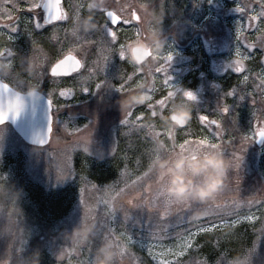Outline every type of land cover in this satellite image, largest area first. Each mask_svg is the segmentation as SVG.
I'll use <instances>...</instances> for the list:
<instances>
[{
	"label": "snow or ice",
	"instance_id": "1",
	"mask_svg": "<svg viewBox=\"0 0 264 264\" xmlns=\"http://www.w3.org/2000/svg\"><path fill=\"white\" fill-rule=\"evenodd\" d=\"M0 4L3 5L0 7V12L4 13L0 16V21L11 22H0V29L8 30L7 33L0 31V58H4L8 65V75L0 77V105H8L6 109L0 107V125H4L9 119L14 120L19 116L21 110H15V105L22 99L21 88L27 86L40 88L46 74H50L53 78L72 76L74 73L79 74L77 83L82 93H88L93 87L94 90H99L101 87L108 86L115 87L117 92L125 96L130 91L135 90V87L144 85L145 91L151 97L148 103L124 111L121 121L122 125L128 129L124 133L125 136L133 133L142 134L144 143L150 145L144 152L149 161L146 169H141V159L136 157V177L131 179L128 166L129 157L125 155L124 171L121 173L122 178H124V186L120 187L119 184H114L104 187V191L114 193L108 198L98 195L102 190L101 187L91 183L86 176H79L82 185L80 187V206L82 209L80 222L94 227L97 232L94 237L86 241L79 239L72 241L71 247L76 254H83L84 250L87 251V258L79 260L77 264H94L96 250L102 242L112 243L116 251L115 264H125L126 257L132 258L133 264H136V254L133 251L135 245L146 248L149 256L157 261V264H209L207 258L203 260L182 258L189 257L193 250L199 251L202 246L197 245L196 238L200 234L212 233L214 230H222L224 227L235 228L245 221H262L258 231L261 238L264 239V195L258 199L252 197L246 200L240 195L242 154L246 150L248 142L253 140L264 141V67H261L259 71H254L250 66L246 67V62L255 61L257 49L262 54L259 62L264 65V0H241L235 8L243 20L238 22L236 28L235 59L226 65V70L240 75L241 79L235 86L223 93L222 101L215 111V118L207 114L198 115L199 123L211 134L212 138L209 139L207 136L188 138L193 136L189 129L184 133L186 138L178 144L175 143L176 128L161 131L157 129L155 123H143L145 115L148 113L153 119L164 115V112L168 110V101L174 99L181 92L187 101H198L197 96L192 91H185L170 83L172 77L167 75V72L173 60L171 50L165 56L157 57L153 56L149 49L148 61L161 62L140 66L131 65L133 67L131 74L126 73L121 68L118 85H113L111 81L103 79V73L113 57L118 56L120 61L127 62L125 43L120 42L117 27L122 29L124 25H129L132 27L136 39L147 38L144 33L147 32L150 25L148 15L144 10L146 8L152 9L150 0H124V2L111 0V3L108 0L104 6L96 9L92 8L91 3L85 6L84 3L75 2V0H0ZM85 7L89 14L94 11L104 15L105 22L98 26L97 31L79 32L72 27L75 20L85 17L83 14ZM160 11L163 12V9L161 8ZM25 12L31 15L21 16ZM22 20L24 32L31 38L32 55L29 57L30 66L33 69L31 79L36 80V84H31V80L23 79L21 86L15 82L16 73L13 63L18 53L13 48L3 45L5 35H7V43L14 42L12 34L20 31ZM65 22L71 23V28L64 27L63 31L66 37L70 34L72 40L67 49L63 47V42H61L58 56L49 65L47 64L48 54L34 38L33 28H30L29 25L34 26L35 30H43L53 26L51 38L56 39V31ZM95 22L97 23L96 20ZM97 35H99V39L95 38ZM242 41L244 42L242 43ZM242 48L245 51H242ZM89 57H92L91 60ZM160 73H164L161 88L165 94L156 99L155 93L158 89L155 85V76ZM172 88H175V91L170 90ZM58 94L65 100H71L74 96V90L64 88L60 89ZM52 97V92H48L47 104L50 115L47 132L36 139V143L41 147L50 143L54 132L52 114L54 101ZM229 98L232 99L231 104L228 103ZM234 99L239 101L247 99L251 102L252 125L254 121V131L252 128L250 129L251 135L241 134L237 127L235 115L230 116ZM184 105L189 106L188 104ZM137 109H146L147 112L140 111L137 113ZM226 119H230V126L225 123ZM188 125L189 122L179 126V128L184 129ZM89 129L90 126L85 125L83 129L76 128L73 132H68V126H65V133L72 136L73 139L64 150L55 156V171L58 180L66 179L75 173L74 154L77 150L83 153L88 151L87 145L91 143L92 136ZM161 137L173 140V145L168 147ZM256 137L258 139H254ZM236 141H238V147L234 144ZM162 148L166 149V152L162 151ZM229 149H232L228 158L229 169L235 173L234 180L217 196L214 202L199 206L202 211L207 212V215L204 216L205 222H200L201 219H190L192 211L197 206L188 200L176 201L164 195L165 180L157 178L154 162L162 155L166 154L171 158L178 152L189 150L201 152L218 150L226 157ZM229 176L228 174V178ZM89 185L97 194V208L95 210L90 205L86 195L89 191ZM0 187H3V184ZM100 205L104 206L103 211L100 210ZM253 207H257L262 216H256L251 211ZM245 208L248 209L247 212L242 211ZM137 209L146 210L148 213L143 225H140L139 220L136 221L138 226L147 229L148 240L146 244L134 240L127 227L131 220L132 210ZM117 225L120 228L119 232ZM183 225H189V227L184 228ZM165 240H174L175 243L166 245L164 244ZM12 242L3 260L4 264H14V260L20 258L24 251L23 238L20 240L13 238ZM13 246L16 247L15 256L12 253ZM218 246L219 240H217ZM157 248L160 251H154ZM65 255L62 247L56 257L63 261ZM250 256L251 250L244 255L246 264H250ZM68 264H72V261L69 260ZM214 264H231L227 251L220 250Z\"/></svg>",
	"mask_w": 264,
	"mask_h": 264
},
{
	"label": "rangeland",
	"instance_id": "2",
	"mask_svg": "<svg viewBox=\"0 0 264 264\" xmlns=\"http://www.w3.org/2000/svg\"><path fill=\"white\" fill-rule=\"evenodd\" d=\"M238 2H241V0H150L152 9H147L146 12L150 25L147 28V41L151 36H156L158 39L165 41L159 54L154 55L151 50L152 55L163 57L171 50L173 60L167 72V75L172 77L170 83L185 91H192L198 98L196 102H189L181 92L174 99L168 101V110L164 112L165 116L169 114L172 105L175 103L188 104L192 110L189 125L184 129L176 128L175 143L177 144L186 138L184 133L189 129L193 136L188 138L203 136H207L209 139L212 138L211 134L199 123L198 115L207 114L215 118V111L222 101L223 93L235 86L241 79L240 75L226 70V65L235 59L236 28L238 22L243 20V17L235 11ZM91 4L95 5L93 2ZM0 7H3V5L0 4ZM161 8L163 12L160 11ZM83 14L85 17L75 20L72 27L79 32H92L84 31L79 27L88 17L86 16V7ZM153 14L162 17L159 24L152 19ZM2 15L4 13L0 12V16ZM13 15H15V12H13ZM30 15L26 12L21 14V16ZM0 22L11 23L6 20ZM29 27L33 28L34 38L47 54L46 45H49V43L53 45V55L50 57L48 54L47 64L49 65L58 56L61 42H63V47L67 49L72 40L70 34L66 37L63 31L64 27L71 28L70 22H66L64 26L56 31V39L51 38L53 29L49 34L46 28L35 30L34 26L29 25ZM0 31L7 33L8 30L0 29ZM12 35L14 36V42L7 43V35H5L3 46L11 47L18 53L13 61L16 73L15 82L17 85L22 86L24 79L31 80V84H36V80L31 79L33 74L29 60L32 55L31 38L24 32L23 20L20 24V31ZM135 39L136 37L133 34L131 45L134 44ZM125 47L128 48L129 44H126ZM242 51L245 50L242 48ZM261 55V52L257 49L255 51V61L246 62V67L250 66L254 71H259L261 67H264L259 62ZM91 58L89 57V60ZM0 62L4 65L3 69L0 70V77H3L8 75V65L4 58H0ZM160 62L148 61V63ZM130 67L131 71L128 74L133 72V67L131 65ZM121 68L124 70L123 62L120 61L118 56L113 57L103 73V79L111 81L113 85H118ZM78 75L69 79H52L49 74H46L42 86L38 88L39 92L47 97L48 92L51 91L53 94L54 132L51 148L49 146L43 149L29 147L19 139L9 126L0 127V185L3 184V187H0V228H7L12 231L14 225L11 221L14 220L15 228L22 230V234L18 238L13 232L11 237L0 239V261L5 259L9 246L13 243V238L16 240L23 238L24 241L22 256L15 259L14 264L37 250L40 255L46 252L52 264H68L69 260L72 261V264H77L79 260L86 259V250L83 251V254H76L71 247L72 241L77 240L73 238L75 230L82 227H92L80 222L82 216L80 187L82 185L79 176L84 175L91 183L101 187L102 190L98 195L108 198L114 193L104 191V187L114 184H119L120 187L124 186V178H122L121 173L124 171L125 155L129 157L128 166L131 179L136 177V157L141 159L142 170L146 169L149 162L144 152L150 145L144 143L142 134L133 133L125 136L124 133L128 129L120 122L107 131L104 140L95 145L92 142L87 145L88 151L86 153L77 150L74 154L75 173L66 179H57L55 156L64 150L67 145L58 133L66 134V125L68 126V132H73L76 128L83 129L85 125L90 126L92 122L90 117L73 115V112L69 111L70 108L83 104L86 100L94 99L100 92L107 89L116 91L115 87L104 86L99 90H94L93 87L88 93H82L77 83ZM163 79L164 73L156 74L155 85L158 89L155 93L156 99L165 94L161 88ZM28 88H31V86L22 87L20 92H25ZM64 88L74 90V96L71 100L59 97V90ZM170 90L175 91V88ZM228 103H232L231 98H229ZM140 111L147 112L146 109H137V113ZM231 115H235L237 127L241 134H252L250 129L252 128L254 131V121L252 125L250 100L239 101L234 99ZM143 123H155L158 130H166L160 118L153 119L150 113L145 115ZM225 123L230 126V119H226ZM161 139L168 147H171L174 143L173 140L167 137H161ZM162 151L166 152V149L162 148ZM230 154L231 151L226 153L227 160ZM161 158L169 159L166 154L159 159ZM250 167V169L255 168L264 185V146L253 155ZM156 175L157 178H161L157 173ZM163 179L166 182V176ZM88 187L89 191L86 195L90 205L95 210L97 208V194L91 189L90 185ZM250 188L251 186H247L241 189V198L246 200L256 197L258 199L260 196L257 197L254 192L249 194ZM17 196L19 197L18 200ZM188 201L192 202L191 200ZM192 203L199 207L194 202ZM17 207L21 215L13 216L11 210ZM197 207L192 211L190 219ZM99 208L103 211L104 206L100 205ZM242 211L247 212L248 209L245 208ZM251 211L256 216H262L257 207H253ZM147 216L146 210H132L131 220L127 226L134 240L145 244L148 240L147 229L138 226L136 221L139 220L140 225H143ZM5 219L9 221L7 224L4 223ZM200 222H205V218H201ZM261 223L262 221L259 220L245 221L235 228L224 227L222 230L216 229L212 233H202L196 238L197 245L202 246L199 251L193 250L189 257L182 259L203 260L207 258L209 264H214L220 250L227 251L230 260L238 255L244 258V255L251 250L250 264H264V239L261 238L258 231ZM182 227L187 228L189 225H183ZM117 231H120L119 225H117ZM96 232L95 229L94 235L89 238L94 237ZM237 239L246 243L251 242L250 248L244 250L241 245L236 244L235 240ZM217 240H219L218 247ZM106 243L109 242H102L96 250L94 264H96L98 250ZM174 243V240L164 241L166 245H173ZM254 246L255 249L253 250ZM62 247L66 253L63 261L56 257ZM133 251L136 254V264H157V261L149 256L146 248L135 245ZM154 251L158 252L160 249L157 248ZM12 253L13 256L16 255L15 246L12 247ZM125 264H133V259L126 257Z\"/></svg>",
	"mask_w": 264,
	"mask_h": 264
},
{
	"label": "clouds",
	"instance_id": "3",
	"mask_svg": "<svg viewBox=\"0 0 264 264\" xmlns=\"http://www.w3.org/2000/svg\"><path fill=\"white\" fill-rule=\"evenodd\" d=\"M99 3H104L105 0H98ZM92 17H87L79 27L84 31L96 30V25L92 23ZM152 19L159 24L162 17L152 15ZM165 41L158 39L156 36H151L146 42H135L131 48L126 49V58L129 65H147V52L152 50L153 54H159L164 46ZM137 45H140L137 47ZM133 49H136L135 53ZM4 67L0 62V70ZM22 99L15 110H22L25 107L26 100L41 99V93L38 88H28L21 94ZM150 95L145 91V86L140 85L135 87V90L129 92L127 96L118 101L122 111H126L138 105H143L149 102ZM0 107L7 108V104H2ZM192 110L189 106L183 103H175L172 105L168 115L160 116V120L166 129H174L183 124L190 122ZM230 168L229 160H227L220 151L201 152L197 150H189L178 152L169 160L161 158L154 162V170L161 178L166 176L164 195L176 201L191 200L198 206H203L214 202L217 196L224 191L228 184V171ZM19 197L17 196V200ZM13 216L21 215L19 208L12 209ZM207 215L206 211H202L201 207L193 212L191 219L199 220ZM9 221L5 219L4 223ZM14 225L13 230L0 228V239L11 237L13 232L18 238L22 234V230L15 228V221H11ZM95 229L92 227H82L75 230L73 238L87 240L93 236ZM39 251L33 252L30 256L24 257L16 264H39ZM116 259L115 250L111 242L103 244L97 253L96 264H114ZM4 264V261H0ZM231 264H246L244 258L235 256L231 259Z\"/></svg>",
	"mask_w": 264,
	"mask_h": 264
},
{
	"label": "trees",
	"instance_id": "4",
	"mask_svg": "<svg viewBox=\"0 0 264 264\" xmlns=\"http://www.w3.org/2000/svg\"><path fill=\"white\" fill-rule=\"evenodd\" d=\"M129 94V93H128ZM127 96V95H125ZM125 96L119 95L114 97L113 95H102L99 102H94L93 99L88 101L86 100L83 104L78 106H73L70 108V112H73V115H83L90 117L92 120L90 124V131L92 133L91 142L93 145L99 143L101 140H104L107 135V131L114 125L120 123L123 119V112L121 107L118 104V101L123 99ZM54 118V113H53ZM61 135L62 139L66 144H69L73 139L72 136H69L64 133H58ZM86 134V133H85ZM99 134V136H97ZM55 135V133H54ZM53 142L50 143L49 148H51ZM251 154V152H250ZM245 156L241 163L240 168V177H241V189L251 186L249 194L254 192L257 197L264 195V185L255 171V168L250 169L251 162L248 161L247 155ZM174 157V156H173ZM173 157L169 158L171 160ZM230 175L228 178V186L231 181L234 180L235 173L230 169L228 171ZM234 186V185H233ZM249 190V189H248ZM236 244L241 245L244 250L250 248V243L237 239L235 240ZM237 246V245H236ZM237 252V251H234ZM235 256V255H234ZM41 258H39L40 264H52L49 261V257L46 252L41 253Z\"/></svg>",
	"mask_w": 264,
	"mask_h": 264
},
{
	"label": "water",
	"instance_id": "5",
	"mask_svg": "<svg viewBox=\"0 0 264 264\" xmlns=\"http://www.w3.org/2000/svg\"><path fill=\"white\" fill-rule=\"evenodd\" d=\"M135 51L136 49H133L134 53ZM22 93L24 92H20V95ZM47 99V96L41 93V99L39 100H26L25 107L21 110L19 116L14 120L9 119L4 125H0V127L5 125L9 126L19 139L29 147L37 149L46 148L50 145L51 141L46 146L41 147L36 143V139L37 137H42L47 132L50 115ZM262 142L256 141L257 146L260 147Z\"/></svg>",
	"mask_w": 264,
	"mask_h": 264
},
{
	"label": "flooded vegetation",
	"instance_id": "6",
	"mask_svg": "<svg viewBox=\"0 0 264 264\" xmlns=\"http://www.w3.org/2000/svg\"><path fill=\"white\" fill-rule=\"evenodd\" d=\"M90 1H91V2H90ZM75 2H82V3L85 4V6H86L88 3H92V2H93V4H95V5H92V4H91V5H92V8H93V9H96V8H100V7L104 6V5L108 2V0H105V2L102 3V4L99 3L98 0H75ZM109 2L111 3V0H109ZM121 2H124V0H121ZM144 11L147 12V8H146ZM86 16H88V17L91 16V17L93 18V19H92V23H93L94 25H96V30H93V31H97V30H98V26H99L100 24H103V23L105 22V17H104V15H103V14H100V13H98V12L95 13V12L93 11L91 14H89L88 11H87ZM95 20L97 21V23L95 22ZM65 23H66V22H65ZM65 23H64V24H65ZM70 25H71V23H70ZM63 26H64V25H63ZM114 27H115V26H114ZM52 29H53V26H49V27L46 28V30L49 31V34H51ZM116 30H117V32H118V36H119V40H120V42L125 43V46H126V44H129V47H128V48H131L132 45H133V44L131 45V41L133 40V34H134V36L136 37L134 31L132 30V27L129 26V25H124L122 29L119 28V27H117ZM144 36L147 37V32L144 33ZM95 38H96V39H99V35H97ZM136 38H137V37H136ZM137 41L143 43V42H146V41H147V38H146V39H135L133 42L135 43V42H137ZM46 46H47V49H48V54H49V56L51 57V56L53 55V51H54L53 45H52L51 43H49V45L47 44ZM139 46H140V45H137V47H139ZM125 49H127V48L125 47ZM150 50H151V49H150ZM125 51H126V50H125ZM151 53H152V52H151ZM56 57H57V56H56ZM123 64H124V71H125L126 73H130V71H131V67H130V65H129L127 62H123ZM82 70H83V69H82ZM75 75H78V74H77V73H74L72 76L53 78V77H51L50 74H49L50 78H52V79H69V78L74 77ZM102 95H113L114 97H117V96L121 95V93H119V92H117V91H115V90L107 89V90H105V91L100 92V93H99V94L93 99V101H94V102H99V101H100V98L102 97ZM47 98H48V97H47ZM52 109H53V108H52ZM52 113H53V111H52ZM255 139H257V137H256ZM234 144L237 145V147H238V141L234 142ZM263 146H264V141L261 143V146H260V147L257 146L256 141H250V142H248L247 145H246V150L244 151V154L247 155V158H246V159H248L249 162H252V160H253V155L256 153L257 150H260ZM230 151H232V149H229V152H230ZM250 152H251V154H250ZM242 155H243V154H242ZM244 157H245V156L243 155V158H244ZM225 158H226V157H225Z\"/></svg>",
	"mask_w": 264,
	"mask_h": 264
}]
</instances>
